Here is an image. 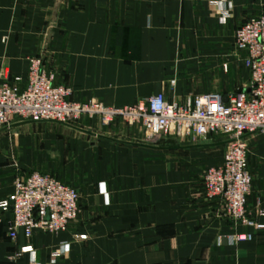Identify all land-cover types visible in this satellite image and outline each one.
<instances>
[{"label": "crops", "instance_id": "1", "mask_svg": "<svg viewBox=\"0 0 264 264\" xmlns=\"http://www.w3.org/2000/svg\"><path fill=\"white\" fill-rule=\"evenodd\" d=\"M259 16L264 0H0V85L25 80L29 58L43 56L73 101L121 109L163 93L183 106L201 92L180 77L183 61L216 55ZM98 121L92 131L63 124L72 132L58 144L80 162L69 178L80 198L77 222L67 232L12 241L11 214L0 209V264H264L263 154L258 169L249 161L254 225L247 226L205 195L211 162L200 151L223 141L194 143L190 158L173 159L171 152L185 151L180 141L179 149H156L138 126L118 119L101 130ZM14 180L0 169V203L11 198ZM27 246L34 251L21 254ZM56 251L64 253L53 262Z\"/></svg>", "mask_w": 264, "mask_h": 264}, {"label": "built area", "instance_id": "2", "mask_svg": "<svg viewBox=\"0 0 264 264\" xmlns=\"http://www.w3.org/2000/svg\"><path fill=\"white\" fill-rule=\"evenodd\" d=\"M234 39L250 70V87L227 95L210 92L189 99L183 106L169 101L163 93L121 109L96 100L76 102L72 100L73 90L57 82V74L49 69L43 56L30 57L25 80L19 77L14 84L7 81L0 85V130L17 122L72 125L83 118L97 119L108 127L124 118L131 125L141 124L151 144L163 137L180 142L190 139L195 144L224 138L225 157L221 165L206 172L205 195L210 200H220L230 220L252 226L248 202L254 176L246 137H264V16L250 18L236 30ZM22 82L26 83L23 89L18 86ZM79 199L76 188L49 174L16 178L11 198L0 203V209L11 214L9 238L17 241L23 234L30 240L37 234L67 232L79 219ZM238 239L250 240L251 236ZM33 251L32 246H27L21 254ZM63 253L54 252L52 261L56 262Z\"/></svg>", "mask_w": 264, "mask_h": 264}, {"label": "rangeland", "instance_id": "3", "mask_svg": "<svg viewBox=\"0 0 264 264\" xmlns=\"http://www.w3.org/2000/svg\"><path fill=\"white\" fill-rule=\"evenodd\" d=\"M217 48L218 53L216 55L202 57L196 60H184L182 63L183 70L181 71L182 74L180 77H184L188 82L196 86V89L201 90L195 97L210 92H219L223 94L227 92H237L246 90L250 87L251 73L244 62V56L236 49L235 39L231 46L230 44H219ZM120 119L127 121L129 124L128 119ZM90 122H92V126L89 124ZM17 123L0 130V169L5 172H11L14 179L28 177L31 173L33 174V172H48L58 177L59 181L74 187L70 184L72 182L69 178L75 171L79 170V159L72 155L67 148H58V144H65L66 138L64 137L66 133L72 131H69V129L62 126L63 124L57 122L31 123L32 125L22 128L21 125H17ZM93 123L94 120L83 118L76 120L72 125L92 131V129H94ZM99 124L100 126L98 125V128L104 127L100 122ZM132 126H138L141 132H143V143L151 146L153 145L156 149L163 146L168 147L169 145H167L166 142L168 140H174L163 137L158 140L157 143L151 144L146 141V134L141 124H133ZM89 127H92V129H89ZM101 130L104 129L101 128ZM96 131L97 134L102 133L99 129H96ZM77 136L81 138L80 141H87L90 138L86 134H78ZM250 136H253V139L247 141L249 146V161L251 167L253 166L258 169L262 161L261 156L262 154L264 155V139L263 135L260 134L255 136L251 134ZM216 139L220 141L221 139L225 140L221 137ZM210 143L196 145L203 146L209 145ZM180 144H183L182 146H184L185 151L171 152L170 156L173 159L175 157L190 158L194 153L188 149L193 146L194 142L188 139ZM222 145L223 147L201 149V158L204 162H211L210 168L219 166L218 162H223L226 152V143L223 141ZM257 151H261L260 156ZM214 164L217 165L214 166ZM210 168L205 169V174Z\"/></svg>", "mask_w": 264, "mask_h": 264}, {"label": "water", "instance_id": "4", "mask_svg": "<svg viewBox=\"0 0 264 264\" xmlns=\"http://www.w3.org/2000/svg\"><path fill=\"white\" fill-rule=\"evenodd\" d=\"M166 143H167V145H169L167 148L179 149L178 143L176 141H174V140L167 141ZM164 148H166V147L163 146V147H161L159 149H164Z\"/></svg>", "mask_w": 264, "mask_h": 264}]
</instances>
